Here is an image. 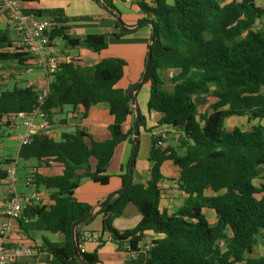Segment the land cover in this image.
Instances as JSON below:
<instances>
[{"label": "trees", "instance_id": "1", "mask_svg": "<svg viewBox=\"0 0 264 264\" xmlns=\"http://www.w3.org/2000/svg\"><path fill=\"white\" fill-rule=\"evenodd\" d=\"M104 1L121 15L114 0ZM133 2L156 27L144 84L150 85L147 114L155 110L160 117L150 126L148 115L142 112L140 125L152 134L150 179L145 183L133 181L77 227L80 253L90 264L100 263L98 249L105 241L88 253L81 248L80 234L90 221L103 214V230L111 234V241L118 249L133 254L123 264H264V256H251L264 231V23L260 24L264 21V6L257 0ZM26 12L55 20L58 25L51 33L52 40L62 39L67 48L86 47L100 53L108 48L111 38L120 39L129 33L108 12L118 32L84 36L68 33V22L78 19L65 16L61 10ZM13 43L11 31L0 28V62L26 65L23 54L5 50ZM126 66L127 61L118 56L105 57L92 65H82L75 59L61 62L42 105L51 124L61 125L67 119L57 123L56 115L65 114L67 105L73 110L79 108L81 117L86 118L92 106L105 102L113 116L108 126L110 138L97 141L76 128L59 137L36 134L30 144L19 149V158L37 161L34 178L49 191L50 201L28 207L16 223L26 234L40 230L63 235L60 242L43 238L35 245L48 253L51 264H82L74 252L71 225L94 208L74 196L82 180L107 184L108 166L123 141L131 146V158L135 112L128 91L140 80L127 89L118 86ZM169 70L174 71L172 89L163 77ZM207 95L213 101L201 112L199 105ZM36 101L33 85L12 89L0 86V139L4 136L3 123L9 125L7 116L30 112ZM130 116V128L124 130L123 124ZM232 116L259 119V123L246 130L237 126L228 129L226 119ZM162 126L179 132L178 142L184 153L174 146H156L158 137L153 132ZM130 158L121 175L122 186L128 179ZM167 160L179 168L178 177L172 180L185 194L176 211L161 202V182L165 178L161 167ZM9 163L13 160H0V180L7 177L4 166ZM53 164L62 167L61 174L38 171ZM130 203L138 208L141 220L135 227L120 231L113 221ZM209 211L214 213V221L209 219Z\"/></svg>", "mask_w": 264, "mask_h": 264}, {"label": "crops", "instance_id": "2", "mask_svg": "<svg viewBox=\"0 0 264 264\" xmlns=\"http://www.w3.org/2000/svg\"><path fill=\"white\" fill-rule=\"evenodd\" d=\"M17 1L21 3L24 10H61L65 14V16L72 19L77 18L78 20H71L68 22V26L70 27L68 33L71 36H84L87 34L100 33L112 34L118 32V29L116 28L113 19L108 16L107 11L100 5V3L95 0ZM114 4L121 12L122 19L130 27L136 26L141 19L147 17L146 14L140 11V9L133 2V0L131 2L126 0H114ZM0 22L5 23L6 28L13 32L12 36L14 40L18 39L17 34L9 27L8 21L6 19L2 18L0 19ZM151 33V26L143 25L138 29L129 31L128 34L122 36L120 39H116L114 37L111 38L109 41L108 48L101 51L100 53H95L85 47H76L78 48V53L75 54L72 48L65 47L63 41L58 42L56 39L54 40V45L60 57H71L72 59L77 60L82 65H92L93 63H96L108 56H118L125 59L127 61L125 74L122 80L119 82L118 86L127 89L136 84L140 80L142 73L144 72ZM137 92L138 105L143 113L147 112V103L150 97V85L143 84L141 89ZM79 111V108L73 110L71 106H66L65 116L67 118V123L61 124V131L57 129L56 132L61 134L62 132H72L76 128H79L90 134L97 141H104L110 138L108 126L113 122V116H111L110 114V107L107 103L100 102L92 106L89 116L86 118H82ZM56 118H58V115H56ZM131 123L132 117L130 116L128 120L123 124V129L128 130L130 128ZM155 131H157V129ZM149 133L152 137L151 132ZM15 139L18 141L17 136L15 137ZM166 145L171 146L172 144L170 141H167ZM119 149L120 167L115 179H109L107 184H100L98 182L93 181L92 179L84 178L74 194L75 198L78 201L87 203L94 207H98L99 203L103 201L107 197V195L122 187L121 175L125 173V166L130 158L131 146L128 141H123L116 147L114 152L116 153ZM148 159L149 157L141 161H136V166L133 175L134 182L145 183L147 180L150 179V163ZM7 165H5L6 168ZM38 171L42 174L57 175L61 174L62 167L57 164H53L48 168L40 167ZM161 171L165 177L161 182L163 193L161 202H163V186H173L174 180L172 179H175L173 177H178L179 168L176 167L172 161L167 160L162 164ZM28 173L29 170L26 171V175ZM0 184L6 185L4 180H0ZM40 188L42 190H46L43 187ZM174 190L175 189L172 187V191ZM179 191L182 194V203L178 206V208L183 204L185 198V194L181 190ZM47 192L49 193L48 190ZM5 195L6 192L4 195L0 196V199ZM164 207L167 208V206L165 205ZM103 218V214L97 215L83 229L104 231ZM140 220L141 214L138 208L130 203L126 206L123 214L120 217L114 219L113 226L116 229L123 231L135 227L140 222ZM104 235L107 237L108 231H104ZM12 238L14 240L19 241L21 244L35 246L36 244L41 243L43 238H46L53 242H60L63 239V235L60 233H52L49 231L40 230L31 231L26 234L19 229L17 223H14V232ZM98 245L99 243H96L94 241H85L82 243L81 248L85 252L93 253L95 250H97ZM132 256L133 254L129 251L118 249L116 244L111 240H106L102 244V247L98 249V257L100 259L99 264H123L125 260L129 259ZM251 256H264V231L263 234L258 237L257 243L253 248V253L251 254ZM13 264L51 263L48 262V253L41 250V252L37 256L23 255Z\"/></svg>", "mask_w": 264, "mask_h": 264}, {"label": "built area", "instance_id": "3", "mask_svg": "<svg viewBox=\"0 0 264 264\" xmlns=\"http://www.w3.org/2000/svg\"><path fill=\"white\" fill-rule=\"evenodd\" d=\"M132 1V0H126ZM6 19L9 27L17 34L18 39L5 48L12 53H21L27 58V67L41 69L43 74L39 82L33 85L37 91V101L30 111H19L10 113L6 118L9 131L15 134L16 129L22 127L23 133L17 135L20 148L32 142L34 135L43 134L59 137L60 133L53 130L50 119L42 111V105L50 92V85L54 74L57 72L61 62L73 60L71 57H60L56 51L51 33L57 27V22L49 17L40 16L34 12H26L17 0H0V19ZM18 64L16 61H12ZM160 113L152 110L148 113V120L156 124ZM166 130L162 126L153 134L158 137L157 147L166 145ZM7 177L4 179L8 190L6 195L0 199V264H13L21 256H37L41 250L39 247L21 244L12 238L14 223L20 219L25 210L30 206L46 205L50 201V194L42 190L35 180L34 169L26 175L25 186L29 193H19L16 188L19 175L16 164L9 163ZM81 241H94L101 243L111 240V234L104 235V231L89 229L81 230ZM149 245L146 246L148 248Z\"/></svg>", "mask_w": 264, "mask_h": 264}, {"label": "rangeland", "instance_id": "4", "mask_svg": "<svg viewBox=\"0 0 264 264\" xmlns=\"http://www.w3.org/2000/svg\"><path fill=\"white\" fill-rule=\"evenodd\" d=\"M257 1L259 4L264 6V0H257ZM261 23H264V21H260V24ZM0 28L5 29L6 28L5 23L0 22ZM56 40L58 42L63 41L60 38H56ZM77 49L78 48H72L75 54L78 53ZM173 73H174L173 70H169L163 73V77L166 79L167 83L169 84V89H172V83L170 81V78L173 75ZM42 74L43 71L35 67L29 68L26 65H19V63L14 64V62L12 61L0 62V86L2 89H12L14 86L25 87L28 85H36V83L39 82V77ZM205 98L206 100L205 101L203 100V104L199 105V109L201 112L209 109L210 104L213 101V97L211 95H207ZM67 106L70 107L69 105ZM144 113L148 115L147 112ZM65 115L66 114L58 115V118H56L55 122L58 123L59 119H67ZM261 122L264 124V120H262ZM258 123H259V119H249L247 116L244 117L232 116L226 119V127L228 129H232L233 127L237 126L246 130V129H250L253 125H257ZM148 125L151 126L155 124L152 123V121L148 120ZM52 127L54 131H57V129L61 131L60 129L61 125L54 124L52 125ZM2 131L4 136L0 139V160L10 159V158L13 160V162L16 164V168L19 175L18 181L16 183L17 191L19 193H24V192L29 193L30 192L29 189L25 186L26 171L27 170L30 171L31 169H34V167L37 165V161L35 159H30L25 163V161L22 158H19L20 146H19V142L15 139V137L18 134L23 133L24 129L20 127L16 130L15 134H13L12 132L9 131V127L5 126V124L3 123ZM166 135H167L166 142L170 141L171 144L180 153L185 152V149L181 148L178 142V138H179L178 131L167 128ZM150 146H151L150 133L146 131L145 128H142V130L140 131V140H139V148L137 155L138 161L147 159L149 157ZM119 167H120V149L117 150L115 155L113 154L110 164L108 166L107 173L110 176V179L113 178L115 179ZM172 187L175 189L174 191H172ZM163 189H164V197L162 202L163 206L165 205L171 211H175L178 208V206L182 203L181 200L182 194L178 189V185L174 181L173 186H163ZM7 190L8 187L6 185L0 184V196L4 195ZM207 214L209 216V219L211 221H214V213L210 211L207 212Z\"/></svg>", "mask_w": 264, "mask_h": 264}, {"label": "water", "instance_id": "5", "mask_svg": "<svg viewBox=\"0 0 264 264\" xmlns=\"http://www.w3.org/2000/svg\"><path fill=\"white\" fill-rule=\"evenodd\" d=\"M98 1H99L100 5L120 23L122 30L124 32H129V31L138 29L143 25H150L151 29H152V33H151V37H150V42L148 44V51H147L145 68H144L142 78L134 87H132L128 91V95L131 99V102H132V105L134 108V112H135V123H134V133H133V142L134 143H133L132 155L130 158V164H129V169H128L127 182L125 185H123L117 191L107 195V197L99 203L98 207H94L89 213L78 218L71 225V233H72L74 252H75L76 257L78 258V260L82 264H90V263L88 261H86L80 253V248H79L77 236H76L77 227L80 224H82L83 222H85L87 219H89L91 216H93L95 213H97L104 206H106L113 197L121 195L127 188H129L133 184V175H134V169L136 166L138 148H139V140H140V130H141L140 125L142 122V111H141V108L139 107L138 102H137L136 92L142 87V85L148 79V75H149V71H150V65H151V61H152V53H153V45H154V40H155V33H156L155 23L152 19H148V18L143 19L136 26L130 27L125 23V21L122 19L121 15L118 14L117 12H115L114 10H112L106 4V2L104 0H98Z\"/></svg>", "mask_w": 264, "mask_h": 264}]
</instances>
